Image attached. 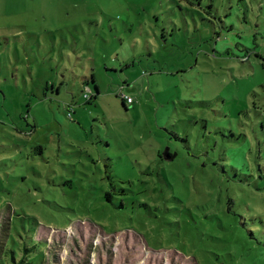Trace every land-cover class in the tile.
<instances>
[{
	"label": "rangeland",
	"instance_id": "374dc122",
	"mask_svg": "<svg viewBox=\"0 0 264 264\" xmlns=\"http://www.w3.org/2000/svg\"><path fill=\"white\" fill-rule=\"evenodd\" d=\"M12 258L264 264V0H0Z\"/></svg>",
	"mask_w": 264,
	"mask_h": 264
},
{
	"label": "trees",
	"instance_id": "16d2710c",
	"mask_svg": "<svg viewBox=\"0 0 264 264\" xmlns=\"http://www.w3.org/2000/svg\"><path fill=\"white\" fill-rule=\"evenodd\" d=\"M96 90H97V93H98L99 92V89H98L97 86H96ZM83 93H84V95L87 94L90 99L93 97V96L90 95V93L87 92V90L83 91ZM120 97L123 100V96L121 95ZM123 104L129 105L125 101L123 102ZM62 106H64V108H66V105L65 104H63ZM28 134H31V131L28 132ZM35 148H37L39 150V152L41 153L42 149H41L40 146H37ZM156 156H157V158L161 159L162 162H171V161L175 160L177 154L173 155V152L170 149H165L162 154L160 152H157V155ZM110 189L112 191H107V192H105L103 194V196H101L103 202L104 203H109V204L113 205V207L116 208V209H123V208H125L124 202H123V200L121 198L118 200L117 204H115L113 202V199H114V196H115V194L113 192L115 190H118L119 189L120 191H119V194L117 196H119V197H122V196L123 197H127V195H125L126 189H124L121 186V184H120V186H117V187L111 186ZM11 261H13L14 264H29L30 263L29 261H26L25 262L23 259H21L19 262H17L15 258H12Z\"/></svg>",
	"mask_w": 264,
	"mask_h": 264
},
{
	"label": "built area",
	"instance_id": "2783aa9c",
	"mask_svg": "<svg viewBox=\"0 0 264 264\" xmlns=\"http://www.w3.org/2000/svg\"><path fill=\"white\" fill-rule=\"evenodd\" d=\"M84 97H85V98H88V95L85 94ZM123 100H124L127 104H131L133 99H132L131 97H123ZM67 116L70 118V117H71L70 113H67Z\"/></svg>",
	"mask_w": 264,
	"mask_h": 264
},
{
	"label": "crops",
	"instance_id": "0c3cea01",
	"mask_svg": "<svg viewBox=\"0 0 264 264\" xmlns=\"http://www.w3.org/2000/svg\"><path fill=\"white\" fill-rule=\"evenodd\" d=\"M71 118V117H70ZM34 131V130H33Z\"/></svg>",
	"mask_w": 264,
	"mask_h": 264
}]
</instances>
